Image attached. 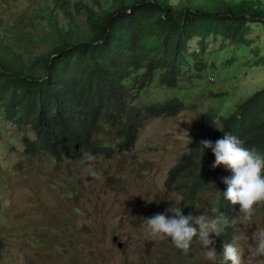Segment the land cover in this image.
<instances>
[{
  "label": "trees",
  "instance_id": "obj_1",
  "mask_svg": "<svg viewBox=\"0 0 264 264\" xmlns=\"http://www.w3.org/2000/svg\"><path fill=\"white\" fill-rule=\"evenodd\" d=\"M261 2L45 0L33 4L30 17L14 20L8 11L17 6L0 0V124L14 126L24 153L32 157L49 154L58 162H79L86 153L96 159L125 157L147 120L188 108L181 84H199L204 90L192 88L193 93L209 90L211 109L197 115L189 150L169 170L165 190L183 195L191 205L182 209L185 215H197L203 191L219 193L221 198L206 196L230 224L219 236L221 244L239 217V205L231 209L223 197V178L233 173L224 165L212 169L215 156L200 141L214 142L227 132L264 156V87L233 103L224 96L217 104L214 98L221 93L207 77L220 64L231 67L238 62L235 55L251 46L254 63L264 66L262 47L253 46L251 38L264 24ZM73 9L84 16L82 23L72 19ZM38 10L52 30L34 27ZM194 40L197 51H191ZM153 84L174 95L150 100ZM72 185L71 194L77 188ZM156 210L165 212L164 207ZM4 245L2 239L0 248Z\"/></svg>",
  "mask_w": 264,
  "mask_h": 264
},
{
  "label": "rangeland",
  "instance_id": "obj_2",
  "mask_svg": "<svg viewBox=\"0 0 264 264\" xmlns=\"http://www.w3.org/2000/svg\"><path fill=\"white\" fill-rule=\"evenodd\" d=\"M262 1L260 4L264 7ZM7 2L8 7L17 6L8 14L18 20L23 15L30 17L33 4L45 0ZM170 2L180 4L183 0ZM72 12L74 22L84 21L82 14H76L75 9ZM41 14L43 12L38 10L34 27L41 31L52 30L49 20L41 18ZM59 16L62 25L63 13ZM261 26L255 27L251 38L253 46L261 45L264 55V24ZM197 44L198 40L192 42L191 51L199 50ZM37 46L47 49L44 42H37ZM211 46L217 47L214 42ZM253 48L237 53L238 62L231 67L220 64L216 74L207 77L212 88L221 93L214 98L215 103H221L224 96L230 103L237 102L241 96L245 98L264 87V66L254 63ZM229 56L231 58L232 53ZM216 61L220 62L219 58ZM181 85L187 89L188 108L176 115L147 120L135 149L125 157L95 158L93 166L99 179L90 177L86 167L74 159L58 162L49 154L26 155V147L14 126L1 123L0 245L2 239L7 245L0 248V264H212L202 257L203 249L197 240L193 241L191 252L185 256L170 240H152L145 231L146 217L158 213L156 208L164 207L165 210L175 201H181L180 207L185 208L187 201L183 195H168L165 180L171 167L189 150L196 132L197 115L211 109L209 90L196 95L192 88L204 90L199 84ZM173 95L174 92L155 84L147 91L150 100ZM12 138L15 143L11 142ZM72 183L77 185L73 194ZM208 191L202 192L200 199L203 202L195 210L197 215L202 212L210 214V209L216 207L208 197L221 198L219 193ZM239 217L234 220L232 236L234 244L243 250V264H261L260 260H251L248 244L255 229H264V206H257L250 228L243 226ZM210 236L214 241L211 247L218 254L219 236ZM219 262L217 259L216 264Z\"/></svg>",
  "mask_w": 264,
  "mask_h": 264
},
{
  "label": "clouds",
  "instance_id": "obj_3",
  "mask_svg": "<svg viewBox=\"0 0 264 264\" xmlns=\"http://www.w3.org/2000/svg\"><path fill=\"white\" fill-rule=\"evenodd\" d=\"M200 145L204 149H211L214 154L212 169L224 165L233 173L231 177L223 178L227 185L223 197L231 209L234 205H239L240 223L247 228L252 227L257 206H264V156L255 148L244 147L242 140L227 132L214 142L203 139ZM94 160L92 154L86 153L80 164L86 167L90 177L99 179L93 166ZM180 202L175 201L164 213L146 217L145 231L148 238L155 241L170 240L185 256L189 255L193 241L197 240L203 249L202 257L212 264H216L219 254L222 257L221 259L219 256V264H243V250L234 244L232 233L220 244L218 254L215 248L211 247L214 241L210 234L220 236L230 226L223 213L212 207L210 214L202 212L198 215H185ZM184 206L187 207L188 204ZM166 213L172 215L168 216ZM249 239L251 242L248 244V252L251 260H260L261 264H264V229H255Z\"/></svg>",
  "mask_w": 264,
  "mask_h": 264
},
{
  "label": "water",
  "instance_id": "obj_4",
  "mask_svg": "<svg viewBox=\"0 0 264 264\" xmlns=\"http://www.w3.org/2000/svg\"><path fill=\"white\" fill-rule=\"evenodd\" d=\"M115 239V238H114ZM115 240H117V239H115ZM119 246H122V243L121 242H119Z\"/></svg>",
  "mask_w": 264,
  "mask_h": 264
}]
</instances>
